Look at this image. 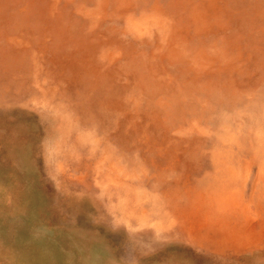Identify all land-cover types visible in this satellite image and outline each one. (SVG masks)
<instances>
[{"label": "rangeland", "instance_id": "rangeland-1", "mask_svg": "<svg viewBox=\"0 0 264 264\" xmlns=\"http://www.w3.org/2000/svg\"><path fill=\"white\" fill-rule=\"evenodd\" d=\"M263 157L264 0H0V264H264Z\"/></svg>", "mask_w": 264, "mask_h": 264}, {"label": "crops", "instance_id": "crops-1", "mask_svg": "<svg viewBox=\"0 0 264 264\" xmlns=\"http://www.w3.org/2000/svg\"><path fill=\"white\" fill-rule=\"evenodd\" d=\"M211 251H216L215 248L211 249Z\"/></svg>", "mask_w": 264, "mask_h": 264}, {"label": "bare ground", "instance_id": "bare-ground-1", "mask_svg": "<svg viewBox=\"0 0 264 264\" xmlns=\"http://www.w3.org/2000/svg\"><path fill=\"white\" fill-rule=\"evenodd\" d=\"M114 55V54H113ZM151 55V54H150ZM260 152V151H259ZM264 158V157H263ZM220 188V187H219ZM222 188V187H221ZM218 204V203H217ZM221 204V203H220ZM232 242V241H231Z\"/></svg>", "mask_w": 264, "mask_h": 264}]
</instances>
